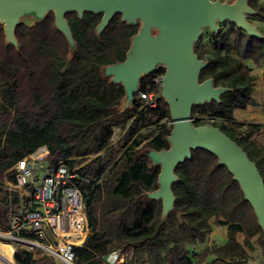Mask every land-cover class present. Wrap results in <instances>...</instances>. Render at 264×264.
<instances>
[{
    "label": "trees",
    "instance_id": "1",
    "mask_svg": "<svg viewBox=\"0 0 264 264\" xmlns=\"http://www.w3.org/2000/svg\"><path fill=\"white\" fill-rule=\"evenodd\" d=\"M258 18L264 20V16ZM65 19L76 43L71 57L52 13L42 22L16 27L18 50L5 44L0 26V184L18 160L39 146L47 147L49 166L64 160L74 169L89 156L94 157L75 170L82 179L78 184L85 198L89 232L83 245L74 248L76 264H102L101 256L112 250L131 252L137 264H199L201 257L192 263L186 246L203 243L211 231L210 220L220 217L224 219L220 223L229 226L228 241L223 247L212 249V253L220 255V264H226L224 259L229 260L227 264H249L245 248L250 247L254 237L264 248V236L239 186L213 155L195 150L190 159L176 167L178 181L172 185L174 209L165 221H161V203L143 196L157 188L159 168L153 167L141 152L168 148L165 138L171 127L166 129L161 124L163 120L170 122L168 107L160 97L155 109L138 111L142 101L135 94L132 108L119 113L117 106L123 89L100 73L101 67L125 59L138 25H126L120 15H115L96 36L101 14L84 13L79 19L70 13ZM214 47L219 53L205 59L208 64L199 78H211L215 86L230 91L220 97L219 103L193 107L192 122L205 124L194 118L195 113L220 119L206 124L218 127L238 144L264 180V146L250 139L259 126L236 131L233 118V110L257 105L251 97L254 78L243 62L250 60L256 67L261 66L264 39L249 37L231 25L215 37ZM223 51H233L236 60L230 63L227 56L220 54ZM154 73L163 75L164 71L157 69L143 77L139 91L146 90ZM130 119L126 141L119 148L108 149L113 130ZM142 128L148 130L144 143L126 147ZM109 166V172L101 178ZM14 175L13 170L9 171L7 178L15 181ZM132 188L138 193L133 195ZM8 204L7 193L0 189L2 232L9 228ZM237 232L245 236L242 245L235 239ZM207 252L204 250L203 254ZM13 259L16 264H55L47 257L34 259L24 249H16Z\"/></svg>",
    "mask_w": 264,
    "mask_h": 264
},
{
    "label": "water",
    "instance_id": "2",
    "mask_svg": "<svg viewBox=\"0 0 264 264\" xmlns=\"http://www.w3.org/2000/svg\"><path fill=\"white\" fill-rule=\"evenodd\" d=\"M52 13L58 32L65 38L70 57L76 43L65 19L75 13L101 14L95 27L99 36L115 15L126 25L137 26L131 37L125 59L101 67V76L123 89L117 111L124 113L133 106L140 80L157 69H163L161 98L167 105L171 130L165 140V150L144 149L141 155L153 167L159 168L157 188L143 194L149 201L161 203V221L174 209L173 183L178 181L176 167L190 159L195 150L206 151L217 159L237 183L244 200L251 207L257 225L264 236V180L245 151L211 124L195 125L192 108L211 102L230 89L215 86L211 78L200 80L207 61L194 52L195 43L204 29L218 32V23L228 22L249 37L264 39L247 19L257 15L248 0H0V26L7 46L19 49L15 29L24 20L42 22ZM249 264H259L249 262Z\"/></svg>",
    "mask_w": 264,
    "mask_h": 264
},
{
    "label": "built area",
    "instance_id": "3",
    "mask_svg": "<svg viewBox=\"0 0 264 264\" xmlns=\"http://www.w3.org/2000/svg\"><path fill=\"white\" fill-rule=\"evenodd\" d=\"M162 74L154 73L151 84L139 91L141 110H152L161 97ZM201 123L220 122L209 115L194 114ZM192 119V118H191ZM125 130L115 128L108 149H116L126 137ZM42 154L40 158L33 156ZM48 149L37 147L18 160L9 171L15 172V181L4 175L0 189L8 195L6 220L8 230L0 231L2 239L16 249L42 251L56 264H76L75 247H81L88 236L85 198L78 180H81L67 161L47 164ZM33 254V253H32ZM34 258V257H33ZM102 264H137L131 252L112 250L101 256Z\"/></svg>",
    "mask_w": 264,
    "mask_h": 264
},
{
    "label": "crops",
    "instance_id": "4",
    "mask_svg": "<svg viewBox=\"0 0 264 264\" xmlns=\"http://www.w3.org/2000/svg\"><path fill=\"white\" fill-rule=\"evenodd\" d=\"M243 63L251 70L250 74L254 78L251 97L257 105L233 110L234 123L237 124L234 129L245 132L250 125L259 126L250 134V139L255 141L257 145L264 146V62L259 67H256L250 60ZM221 221L223 219H211V231L206 235L204 242L186 246L192 263H196L201 257L199 264H220L218 260L220 255L212 253V249L221 248L228 241L229 226L220 223ZM235 239L242 245L245 236L241 232H237ZM204 250L209 252L203 254ZM223 262L227 264L229 260L224 259Z\"/></svg>",
    "mask_w": 264,
    "mask_h": 264
},
{
    "label": "rangeland",
    "instance_id": "5",
    "mask_svg": "<svg viewBox=\"0 0 264 264\" xmlns=\"http://www.w3.org/2000/svg\"><path fill=\"white\" fill-rule=\"evenodd\" d=\"M248 3L257 12V15L247 16L248 21L260 33L264 34V20H260L258 18L259 15L264 16V0H248ZM23 23L30 26L34 23V21L33 20H24ZM231 25L232 24H230L228 22L218 23L217 24L218 32L215 34L211 33L209 31V29H204L202 31V34L199 37V40L197 41V43H195L194 47L196 49V53L199 54L203 58V60L208 59V58H212L215 53H219L214 47L215 37L219 33L221 34V33L225 32ZM220 54L223 56H227L230 63H233L236 60V56H235L233 51H223ZM161 91H162V89H161ZM2 93H3V89L1 87V81H0V101L2 100ZM131 120L132 119H130L128 122H126L123 126L118 127V129L120 131H123V130L126 131V133H127L126 137L128 136V133L130 130ZM161 124L166 129H169L172 126L171 121L168 122L166 120H163L161 122ZM226 127H227V129H230V123L229 122L226 123ZM147 133H148V130L146 128L140 129L139 131H137L135 133V135L132 137V139H130V141L127 143L126 147L131 146L134 143L136 144L137 147H140L144 143L143 140H144V137L147 135ZM126 137L122 140L121 143H119L117 145V148H119L121 146V144H123L126 141V139H127ZM102 154L103 153H100L99 155H102ZM93 158L94 157L89 156V158L87 160H85L82 164H80V166L74 168V170H76L79 167L87 164ZM47 164H48V162H47ZM109 170H110V166L101 174V178H104L107 175V173L109 172ZM4 181H5L4 178H2V182H4ZM131 193L133 195H135L138 193V191L135 188H132ZM220 219H223V218L220 217ZM135 236L139 237L140 234H137ZM4 241H6V240H4ZM6 242H8V241H6ZM109 247H111V245ZM245 249L249 255V260H250L249 262H257L259 264H264V248H262L260 246V244L257 242V237L252 238L250 240V247L245 248ZM14 251H15V248H14ZM32 253H33L34 259L47 257L48 259L53 261V259H51L49 256L44 254L42 251H33ZM14 263H15V261H14ZM0 264H3L2 261H0Z\"/></svg>",
    "mask_w": 264,
    "mask_h": 264
},
{
    "label": "bare ground",
    "instance_id": "6",
    "mask_svg": "<svg viewBox=\"0 0 264 264\" xmlns=\"http://www.w3.org/2000/svg\"><path fill=\"white\" fill-rule=\"evenodd\" d=\"M42 154L35 153L33 156L40 158ZM3 235L0 233V261L3 264H15L13 259L12 246L2 239Z\"/></svg>",
    "mask_w": 264,
    "mask_h": 264
}]
</instances>
